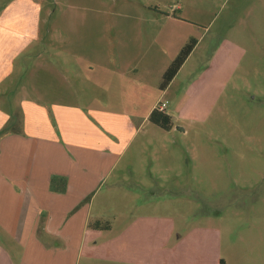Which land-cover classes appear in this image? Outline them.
<instances>
[{
  "label": "rangeland",
  "instance_id": "rangeland-1",
  "mask_svg": "<svg viewBox=\"0 0 264 264\" xmlns=\"http://www.w3.org/2000/svg\"><path fill=\"white\" fill-rule=\"evenodd\" d=\"M16 1L8 13H42L44 34L0 84V109L38 98L27 87L37 52H56L70 60V98L49 99L75 105L97 126L103 116L111 128L100 130L121 143L117 163L101 165L73 211L78 233L87 217L80 264H117L105 257L123 235L139 236L141 249L149 240L151 249L184 251L196 230L197 264H264V0ZM10 2L0 0V11ZM192 38L195 48L162 90ZM157 100L174 127L148 117L136 127ZM128 121L134 128L122 127Z\"/></svg>",
  "mask_w": 264,
  "mask_h": 264
},
{
  "label": "crops",
  "instance_id": "crops-1",
  "mask_svg": "<svg viewBox=\"0 0 264 264\" xmlns=\"http://www.w3.org/2000/svg\"><path fill=\"white\" fill-rule=\"evenodd\" d=\"M12 6L13 0L0 11V84L12 75L18 59L22 63L31 43L44 34L42 13H8ZM37 53V73L27 77V87L38 98L23 101L19 111L0 109V264H80V257L87 254L83 235L87 217L81 218L84 226L78 233L73 211L97 185L101 165L110 164L112 169L117 163L121 143L100 130L99 126L111 128L103 116L97 126L75 105L49 99L61 97L62 92L70 98V60L56 57V52L52 59ZM4 95L7 92L0 94ZM161 103L166 102L155 101L136 127ZM12 115L15 120L2 132ZM122 127L134 125L128 121ZM93 130L95 135L87 132ZM172 233L168 230L169 241ZM197 236L198 230L191 233L190 249L158 251L157 246H148L149 240L141 249L139 236L123 235L116 255L105 258L116 259L117 264H197L204 254Z\"/></svg>",
  "mask_w": 264,
  "mask_h": 264
},
{
  "label": "trees",
  "instance_id": "trees-1",
  "mask_svg": "<svg viewBox=\"0 0 264 264\" xmlns=\"http://www.w3.org/2000/svg\"><path fill=\"white\" fill-rule=\"evenodd\" d=\"M197 44V40L192 38L190 42H188L179 52L177 57L173 60V62L169 65V67L166 69L164 75H163V80L160 85L162 90H165L170 82L173 80V78L176 76L182 65L185 63L193 49L195 48ZM149 120L161 128L165 130H171L174 127V118L173 116L164 111L160 110L159 108H155L151 111L149 114ZM8 130V126L5 127L2 132H6ZM92 226L95 227H102L101 222H96L92 224ZM108 227V225H107ZM223 264V262H222Z\"/></svg>",
  "mask_w": 264,
  "mask_h": 264
},
{
  "label": "built area",
  "instance_id": "built-area-1",
  "mask_svg": "<svg viewBox=\"0 0 264 264\" xmlns=\"http://www.w3.org/2000/svg\"><path fill=\"white\" fill-rule=\"evenodd\" d=\"M165 106H166V103H161V104L158 106V108H159L160 110H165Z\"/></svg>",
  "mask_w": 264,
  "mask_h": 264
}]
</instances>
